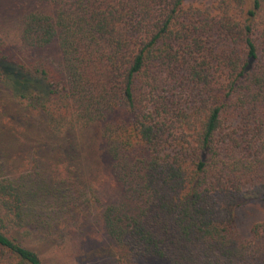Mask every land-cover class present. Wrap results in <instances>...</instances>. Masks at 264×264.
Returning a JSON list of instances; mask_svg holds the SVG:
<instances>
[{"label": "trees", "instance_id": "trees-1", "mask_svg": "<svg viewBox=\"0 0 264 264\" xmlns=\"http://www.w3.org/2000/svg\"><path fill=\"white\" fill-rule=\"evenodd\" d=\"M13 3L0 89L67 150L49 144L48 167L37 148L18 167L0 159V264H44L26 240L46 200L90 207L84 234L101 229L128 257L264 264V0ZM16 116L7 131L22 140Z\"/></svg>", "mask_w": 264, "mask_h": 264}, {"label": "rangeland", "instance_id": "rangeland-1", "mask_svg": "<svg viewBox=\"0 0 264 264\" xmlns=\"http://www.w3.org/2000/svg\"><path fill=\"white\" fill-rule=\"evenodd\" d=\"M8 1L10 4L6 6L7 0H0V38L7 44L15 45L19 42V17L16 10L11 9V4H14L13 0ZM196 1L208 2L209 0ZM45 53L55 65L59 66L61 57L55 45L47 48ZM20 107L21 105L12 99L7 90L0 89V159L4 164L11 161L15 167H18L25 154L38 150L37 153L43 160V166L48 167L43 157L49 153L51 148L49 144L54 148L53 154H56V149L61 151L67 149L61 146V140L56 142V137L47 131L43 117L35 116L32 119L24 120L23 115L17 110ZM4 113L6 114L4 115ZM15 115L17 116L11 119L13 128L17 125L26 127V131L21 134L22 140H17L16 136H12V132L7 131L6 118ZM46 140L50 142H47L48 147L40 148L42 147L40 145ZM105 179L101 184L103 199L105 201L118 199L121 193L120 188L107 177ZM86 202L89 201L86 200ZM51 203L52 200L45 201L46 206L43 210L42 220L33 228L32 238L26 240L31 247L39 252L44 264H102L108 259L116 264H169L167 261L155 257L126 256L105 237L101 229L95 228L90 230L88 235L84 234L82 219L87 216L90 207L78 204L77 208L68 210L70 214L60 212L58 214L54 213L55 210ZM91 214L90 217L87 216L89 219H93ZM252 217L253 214L243 216V227L247 226Z\"/></svg>", "mask_w": 264, "mask_h": 264}]
</instances>
